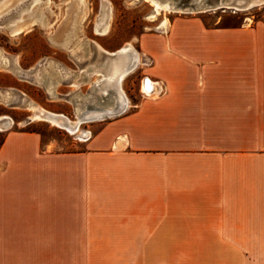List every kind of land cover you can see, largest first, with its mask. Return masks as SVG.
Here are the masks:
<instances>
[{
    "label": "crops",
    "instance_id": "0c3cea01",
    "mask_svg": "<svg viewBox=\"0 0 264 264\" xmlns=\"http://www.w3.org/2000/svg\"><path fill=\"white\" fill-rule=\"evenodd\" d=\"M139 43L150 95L88 141L4 134L0 264H264V22Z\"/></svg>",
    "mask_w": 264,
    "mask_h": 264
},
{
    "label": "rangeland",
    "instance_id": "374dc122",
    "mask_svg": "<svg viewBox=\"0 0 264 264\" xmlns=\"http://www.w3.org/2000/svg\"><path fill=\"white\" fill-rule=\"evenodd\" d=\"M152 12V5L143 0H0V55L7 61L0 62V98H10L8 102L0 99V119L6 124L0 129V144L6 132L25 129L39 133L42 146L56 142L54 150L66 151L71 145L84 143L81 138H91L104 123L132 111L142 97L150 94L141 85L144 78L150 79L151 61L142 53L139 40L144 34L166 33L174 18H199L206 26L218 23L222 27L264 22V5L236 13L163 11L153 20L149 17ZM103 18L108 29L101 35L95 30ZM164 18L169 22L166 30L159 29ZM15 23L19 31L13 28ZM66 43L70 49L64 46ZM128 45L136 53L137 62L119 83L127 103L120 115L80 122L73 133L48 122L32 121L28 104L71 122L77 121L86 106L89 110L113 109V91H100L106 85L103 75L109 67L102 69L104 63L113 59L100 54L97 46L113 53ZM45 69L54 74L53 78L60 76L54 85H49Z\"/></svg>",
    "mask_w": 264,
    "mask_h": 264
},
{
    "label": "bare ground",
    "instance_id": "6f19581e",
    "mask_svg": "<svg viewBox=\"0 0 264 264\" xmlns=\"http://www.w3.org/2000/svg\"><path fill=\"white\" fill-rule=\"evenodd\" d=\"M143 1H146L152 5V9H153L152 13L153 14L151 16H149L152 20L157 15H159L160 12H163V11L164 12H179V13H184V14H193V13L208 12V11H205V9L208 7H211V5L208 7H201V6H195L194 7L192 5L183 6L182 4L175 6L174 4L176 2L177 3L180 2V0H165V1L164 0L163 1L143 0ZM201 2H207V0H190L188 3L195 5V4L201 3ZM263 2H264V0H225L224 2H222L220 0L219 2L215 3L214 5H216V6L223 5L226 7L227 10H233L234 13H236V12L249 11L250 9H247V8H249V6H251L252 4L260 5ZM105 17H106V14H105L104 18ZM104 18H103L102 23L100 25L96 26V30H95L98 34H101V35H104L108 29V22H106ZM168 23L169 22H167V20L164 18L163 21L161 22L160 26H159V29L166 30L168 27ZM17 25L18 24L15 23L13 25V28L15 30L19 31L20 28L17 27ZM68 44L69 43H66L64 46H67L70 49ZM69 51H71V50H69ZM97 51L100 54L108 56L110 58L109 60L113 59L112 62H110V63L109 62H106V64L104 63L105 66L102 69H105L107 66H109V67H107L106 72L104 71V75H103V78H104V81L106 82V85H104V88H100L101 86L98 88L101 89V90L99 89L100 91H103V90L107 91V89L112 90L114 93L113 94L114 98L116 99L115 106L117 104H119V107L117 106V109L121 108L122 110H125L127 103H126V99H125L124 95L122 94L121 90L119 89V83L128 74H130L132 72L134 67H136V62H137L136 53L133 51L132 47L129 45L125 46L121 50H119L117 52H113V53H107L105 50H103L102 48H100L98 46H97ZM0 62H4V63L7 62L5 57L2 55H0ZM101 66L103 67V64ZM98 67L100 68V66H98ZM44 71L46 72L47 80L49 81V85H53L52 84L53 79L60 77V76H57V77L53 78L52 75H54V74H51L49 70L45 69ZM38 73H39V71H37V74ZM97 73H99V72H97ZM69 74H67V75H69ZM34 75L36 76V74H34ZM38 79H40V78H38ZM42 79H43V77H42ZM35 80H37V79H35ZM99 83H101V82H99ZM151 85H152V83L149 80H147V81H142L141 87L144 91H150V90H152ZM50 87H52V86H50ZM8 97L1 96L0 99H2L3 102L4 101L8 102V99L10 100V98H8ZM27 107H28V109H31L33 111L32 121L39 120V121L48 122V123H51V124L56 125L58 127H62L64 129L68 130L69 132H72V133L77 131V127H78V124L80 122L88 123V122L100 121V120H103L102 119L103 117L112 116L113 113L115 112V109H114L115 107L113 109H110V110L98 109V108H96V109L91 108L92 110H89L90 108L86 106V111H84L78 115L77 121L71 122L62 115H54V114L46 113L42 109L34 106V104L33 105L28 104ZM2 120L3 119H0V129H2L3 127H6L5 126L6 124L1 122ZM6 120H8V119H6Z\"/></svg>",
    "mask_w": 264,
    "mask_h": 264
},
{
    "label": "water",
    "instance_id": "95a60500",
    "mask_svg": "<svg viewBox=\"0 0 264 264\" xmlns=\"http://www.w3.org/2000/svg\"><path fill=\"white\" fill-rule=\"evenodd\" d=\"M159 1H163V0H159ZM190 0H180V2H176L174 5H180L182 4L183 6H188V5H192V6H201V7H208L211 5V7H208L205 9V11H208V12H215V11H224V10H227L225 6L223 5H219V6H216L214 5L215 3L219 2L220 0H207V2H201V3H197L195 5L191 4V3H188ZM222 2H224L225 0H221ZM264 5V2L261 3L260 5H255V4H252L251 6H249V8L247 9H253V8H256V7H259V6H263ZM228 11H233V10H228ZM234 12V11H233ZM148 79L145 78L143 81H147ZM117 106L119 107V104H117L115 106V112L113 113L112 116H107V117H103L102 119H105V118H109V117H115V116H118L120 115V113H122L124 110H122L121 108H118L117 109Z\"/></svg>",
    "mask_w": 264,
    "mask_h": 264
},
{
    "label": "built area",
    "instance_id": "2783aa9c",
    "mask_svg": "<svg viewBox=\"0 0 264 264\" xmlns=\"http://www.w3.org/2000/svg\"><path fill=\"white\" fill-rule=\"evenodd\" d=\"M144 79H145V78H144ZM145 92H146V91H145ZM149 93H151V90L149 91ZM142 94H145V93H142ZM89 139H90V136L81 138L82 142H86V141H88Z\"/></svg>",
    "mask_w": 264,
    "mask_h": 264
},
{
    "label": "trees",
    "instance_id": "16d2710c",
    "mask_svg": "<svg viewBox=\"0 0 264 264\" xmlns=\"http://www.w3.org/2000/svg\"><path fill=\"white\" fill-rule=\"evenodd\" d=\"M241 24H239V25H236V26H232V27H238V26H240Z\"/></svg>",
    "mask_w": 264,
    "mask_h": 264
}]
</instances>
